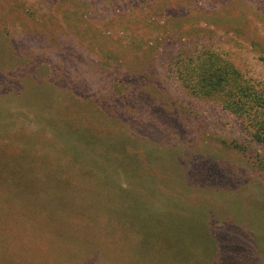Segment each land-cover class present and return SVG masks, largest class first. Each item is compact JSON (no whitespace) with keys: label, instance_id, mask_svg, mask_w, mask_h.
Masks as SVG:
<instances>
[{"label":"rangeland","instance_id":"374dc122","mask_svg":"<svg viewBox=\"0 0 264 264\" xmlns=\"http://www.w3.org/2000/svg\"><path fill=\"white\" fill-rule=\"evenodd\" d=\"M239 87L263 114L264 0H0V147L24 169L0 185V264H169L139 239L138 194L149 218H183V262L264 264V125L227 106ZM63 119L114 149L95 162L135 204L82 192L97 170L61 139ZM59 155L76 162L60 163L76 188L69 229L25 208V171Z\"/></svg>","mask_w":264,"mask_h":264},{"label":"trees","instance_id":"16d2710c","mask_svg":"<svg viewBox=\"0 0 264 264\" xmlns=\"http://www.w3.org/2000/svg\"><path fill=\"white\" fill-rule=\"evenodd\" d=\"M46 1V0H43ZM216 73L219 75L220 79H222L221 71L219 69H216ZM212 81L211 77L209 75L206 76V81ZM222 90L220 87L216 91ZM4 92H1L0 95H2ZM251 95L253 93L248 88H241L239 87L236 91V96L234 99L226 102L227 106L233 110H237L238 112L244 113V114H253L257 119H259L254 124H258L259 126L264 125V113H260L259 111L262 110V106H254L255 102H253L250 106L248 105L251 102ZM247 98H250V100H247ZM245 100V102H239V100ZM62 123L66 125L64 129H58L59 132L63 137H61L62 140H71L69 143V147L71 145L74 147L75 153L79 156V158L83 159V162L89 165L90 167H94V169L97 170L96 173L89 175L88 177L92 179V181H96L97 188L103 189L104 193H101L96 189V185L92 183V181H88L85 183V190L82 192H89L94 193L97 196L96 200L99 201H109L110 203L116 205V206H125L128 207V205L135 204L132 200V197L128 196L121 187H119L113 180H110L112 183H108V179H110L106 175V169L100 165L98 162H95V160L99 159V156L102 155L106 156L110 161H115L118 159V156L113 154L114 149L108 150L105 147V144H100V139H93L92 133L88 128H85L81 125L77 124H70L67 119H63ZM56 126L58 127V123ZM73 126V127H72ZM70 129H73L70 131ZM6 137L5 135H0V139H3ZM106 146L111 147L109 138L107 137ZM72 143V144H71ZM2 144V142H0ZM157 150V151H156ZM158 151H163L161 148L158 147H152L150 153L155 154ZM74 153V154H75ZM167 155V154H166ZM166 155H157L159 156V159ZM57 158L59 165L57 167H48V166H42L45 167V169L41 170L39 173H32L30 171H25V208L31 211L32 215H37L40 222L43 224V226L46 225H53V227H57L60 229H69L73 228V226L69 224L77 223V221L74 219V214L69 209V205L72 202H75L74 195L73 197L70 196L72 192L76 191L75 183L72 179V176H67L64 173V169H61L60 165L63 161H66V164L72 165L73 163H76L73 159H65L62 158L61 155ZM25 157H28L31 159V163L36 164V161L38 160L37 157H34L33 153L30 150L26 149ZM169 158H172V156H168ZM27 162V161H25ZM150 163V162H149ZM26 164V163H25ZM47 171L50 175V179H46L43 176V172ZM11 174L12 176L8 175ZM24 169L19 165V161L15 159L14 157H7L4 155L3 147H0V185H10V182L16 181V184H14V188L16 189V186L18 185L17 182L20 181V179H17V176L23 175ZM2 175V176H1ZM23 180V179H22ZM208 180V179H207ZM101 181V182H100ZM103 182V183H102ZM206 180L204 181H195L194 187L195 188H203L204 184H206ZM2 183V184H1ZM77 186V185H76ZM104 187V188H103ZM150 188V185L147 186ZM83 189V187H82ZM152 193H162L161 190L153 186L151 189ZM166 193V192H164ZM171 200H179L177 198V195H171ZM86 198L85 195L78 196L77 199ZM137 201L140 204V207L144 209L145 203H142V199L140 195L136 196ZM71 199V201H69ZM87 199V198H86ZM184 199L181 198L179 200L180 202ZM80 201V200H79ZM48 205H51V207L56 211H54V214L57 216L55 218H51L48 222V219L44 216H41V214L51 213L52 209L48 207ZM30 206V207H29ZM32 207V208H31ZM160 207V206H159ZM141 209L139 215H141V219L143 223H145V232L141 231L139 239H142V241L150 247L152 251L157 252L158 256H168L171 258L170 261H168L169 264H197V262L188 261V263L183 262L181 259V250L179 249V246L176 243H173L171 241V238H173L180 246L189 247L187 243V237H189V233H182L181 231H174L172 230V222L176 221H183L182 217H179L180 214H177L178 216H174L171 220H164L163 222H160V220H153L148 217L147 213ZM161 209V208H160ZM38 210V211H37ZM45 211V212H44ZM41 212V213H40ZM103 213V212H102ZM103 215H105L103 213ZM80 219H89L90 214H85L82 212H79ZM106 217V216H105ZM191 217V216H190ZM192 218V217H191ZM69 225V226H67ZM162 225L164 226L165 231L161 229ZM87 233L83 232V236L86 237ZM229 254H232V252H229ZM250 258V256H249ZM159 259V258H158ZM160 260V259H159ZM159 260L156 259V262H159ZM158 264H166L162 263L161 261ZM244 264V263H242Z\"/></svg>","mask_w":264,"mask_h":264}]
</instances>
